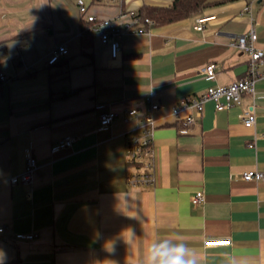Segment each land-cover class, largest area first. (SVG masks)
<instances>
[{
    "label": "crops",
    "instance_id": "1",
    "mask_svg": "<svg viewBox=\"0 0 264 264\" xmlns=\"http://www.w3.org/2000/svg\"><path fill=\"white\" fill-rule=\"evenodd\" d=\"M200 14L169 25L134 17L174 0H0V251L3 264H141L153 242H185L205 264L246 257L264 264V77L254 94L218 111L213 102L196 122L171 115L182 98L243 79L249 55L230 46L253 25L264 49V0H209ZM80 5L121 29V50L91 35L82 45ZM250 6V11L245 8ZM215 15L196 30L197 19ZM68 54L48 65L51 52ZM216 65L215 78L202 70ZM264 71V64L261 67ZM156 113L155 185L133 187L127 142L137 120L126 110ZM99 106H102L101 108ZM119 113L99 131L100 115ZM256 115L254 127L244 114ZM72 147L53 152L64 137ZM29 153L37 170L29 185H12ZM205 194L203 204L192 197ZM35 234L32 241L19 235ZM230 245L206 247L209 240Z\"/></svg>",
    "mask_w": 264,
    "mask_h": 264
},
{
    "label": "built area",
    "instance_id": "2",
    "mask_svg": "<svg viewBox=\"0 0 264 264\" xmlns=\"http://www.w3.org/2000/svg\"><path fill=\"white\" fill-rule=\"evenodd\" d=\"M252 2L256 0H250ZM248 5L245 10L250 11ZM80 16L88 24V32L90 35L98 37L99 41L109 47L112 58H117L121 45L118 38L121 36V29L117 27L111 19H99L96 15L89 11L85 5H80ZM139 21L138 16L134 17ZM215 19V15H203L197 19L196 30L202 31L204 24ZM146 23H153V21L146 19ZM258 35L255 27L252 25L249 31L245 34L237 36L230 46L247 53L249 55V63L247 74L243 79L235 81L229 85L209 87L203 94L199 96H187L182 98L176 105L171 108V115L184 122L185 125H192L196 122L193 115H201L204 111L205 105L213 102L218 111L228 109L234 105H239L242 102L244 94H254L256 82L264 77V71L261 67L264 64V49L257 46ZM68 54V49L65 45L55 48L49 56L48 65H55L61 58ZM202 73L207 79L212 80L216 75V65L209 64ZM8 78L5 74L0 73V82H7ZM147 108L144 110L138 107H132L125 112L129 118L137 120L136 134L132 135L127 142V159L128 164L135 167L136 172L127 175V182L133 187H151L155 185V151L154 141L157 129L158 119L156 113L165 108L160 103H154L151 99ZM100 108L102 106H99ZM119 113L115 111H105L100 115L99 131H104L110 128L112 123L118 118ZM257 122L256 115L247 111L244 114V125L246 127H254ZM77 140L74 136H66L62 138L53 148V152L62 149H67L73 146ZM37 159L33 153H29L26 158L25 170L16 176L10 178L12 185H29L32 183L35 171L37 170ZM242 178L247 181H261L264 178V173L258 170L245 171ZM205 201V194L203 191L197 192L192 197L194 205L203 204ZM4 228H0V233ZM19 237L32 241L36 238L35 234L19 235ZM231 240H209L206 241V247H219L230 245Z\"/></svg>",
    "mask_w": 264,
    "mask_h": 264
},
{
    "label": "clouds",
    "instance_id": "3",
    "mask_svg": "<svg viewBox=\"0 0 264 264\" xmlns=\"http://www.w3.org/2000/svg\"><path fill=\"white\" fill-rule=\"evenodd\" d=\"M4 255L0 251V264H3ZM141 264H205L204 254L185 242L173 243L170 240H161L151 243L145 250ZM231 264H252L246 257H237Z\"/></svg>",
    "mask_w": 264,
    "mask_h": 264
},
{
    "label": "trees",
    "instance_id": "4",
    "mask_svg": "<svg viewBox=\"0 0 264 264\" xmlns=\"http://www.w3.org/2000/svg\"><path fill=\"white\" fill-rule=\"evenodd\" d=\"M98 1V0H96ZM222 2L212 3L209 0H174L170 7H152L139 12L138 18L143 22L146 19L153 21L156 25H169L188 17L200 14L206 8L222 4ZM82 45L88 47L93 40L88 32L89 24L81 19Z\"/></svg>",
    "mask_w": 264,
    "mask_h": 264
}]
</instances>
